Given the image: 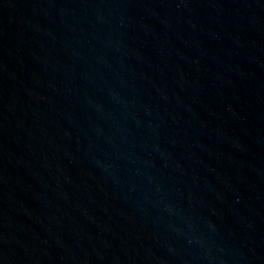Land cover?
<instances>
[{
  "label": "water",
  "instance_id": "1",
  "mask_svg": "<svg viewBox=\"0 0 264 264\" xmlns=\"http://www.w3.org/2000/svg\"><path fill=\"white\" fill-rule=\"evenodd\" d=\"M0 264H264V0H0Z\"/></svg>",
  "mask_w": 264,
  "mask_h": 264
}]
</instances>
